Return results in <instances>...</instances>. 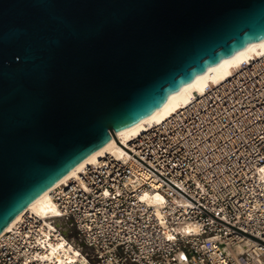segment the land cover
<instances>
[{"label":"water","instance_id":"95a60500","mask_svg":"<svg viewBox=\"0 0 264 264\" xmlns=\"http://www.w3.org/2000/svg\"><path fill=\"white\" fill-rule=\"evenodd\" d=\"M264 39V0H0V235L84 158Z\"/></svg>","mask_w":264,"mask_h":264},{"label":"built area","instance_id":"2783aa9c","mask_svg":"<svg viewBox=\"0 0 264 264\" xmlns=\"http://www.w3.org/2000/svg\"><path fill=\"white\" fill-rule=\"evenodd\" d=\"M129 149L54 189L90 264H264V56ZM56 232L26 211L0 235V264H59Z\"/></svg>","mask_w":264,"mask_h":264},{"label":"bare ground","instance_id":"6f19581e","mask_svg":"<svg viewBox=\"0 0 264 264\" xmlns=\"http://www.w3.org/2000/svg\"><path fill=\"white\" fill-rule=\"evenodd\" d=\"M262 56H264V39L252 42L233 56L227 58L206 72L199 74L194 80L188 82L181 90L173 92L169 100L162 107L156 109L153 113L142 120L123 130L115 131L111 139L84 158L53 187L20 212L1 234L11 229L17 221L23 217L26 211H30L45 218L49 223L51 231L52 229L57 231L56 237L50 239L49 250L46 254L48 257L54 258L56 261L58 260L59 264H66L68 262L90 264V260L82 250L81 246L74 242V240H72L67 234L70 230L69 222L65 217L59 216L61 211L53 194L54 189L61 183L69 181L74 177H78L80 172L86 169L87 165L98 162L107 154H113L119 157L133 155L129 149V147L132 146V141L137 136L144 133L151 125L157 122H162L183 107L189 105L201 95L205 94L210 87L222 83L242 69L246 62H252ZM150 194L151 193L148 192L145 196ZM154 197L159 199L162 198L159 194H156ZM48 217H55L56 222H52ZM75 240H77L76 237Z\"/></svg>","mask_w":264,"mask_h":264}]
</instances>
